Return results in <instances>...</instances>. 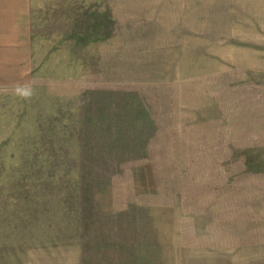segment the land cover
<instances>
[{"label": "rangeland", "instance_id": "obj_1", "mask_svg": "<svg viewBox=\"0 0 264 264\" xmlns=\"http://www.w3.org/2000/svg\"><path fill=\"white\" fill-rule=\"evenodd\" d=\"M27 29L0 264H264V0H29Z\"/></svg>", "mask_w": 264, "mask_h": 264}, {"label": "crops", "instance_id": "obj_2", "mask_svg": "<svg viewBox=\"0 0 264 264\" xmlns=\"http://www.w3.org/2000/svg\"><path fill=\"white\" fill-rule=\"evenodd\" d=\"M28 20L29 0H0V38H27Z\"/></svg>", "mask_w": 264, "mask_h": 264}]
</instances>
